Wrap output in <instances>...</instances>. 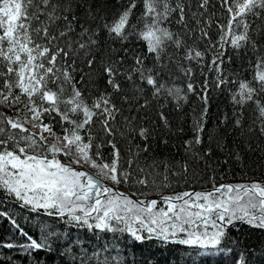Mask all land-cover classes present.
<instances>
[{
  "label": "snow or ice",
  "instance_id": "6c2138e0",
  "mask_svg": "<svg viewBox=\"0 0 264 264\" xmlns=\"http://www.w3.org/2000/svg\"><path fill=\"white\" fill-rule=\"evenodd\" d=\"M211 91L229 110L209 128ZM189 94L177 145L165 108ZM245 155L264 166V0H0V264H129L145 241L184 246L185 264H264V178L216 180ZM201 163L210 189L164 194L173 177L194 189Z\"/></svg>",
  "mask_w": 264,
  "mask_h": 264
},
{
  "label": "trees",
  "instance_id": "16d2710c",
  "mask_svg": "<svg viewBox=\"0 0 264 264\" xmlns=\"http://www.w3.org/2000/svg\"><path fill=\"white\" fill-rule=\"evenodd\" d=\"M173 28L175 29V25H173ZM212 35L215 37L216 33L213 31ZM200 47L203 49V45H200ZM169 51H172L170 48ZM229 53L231 54V49H229ZM210 59V58H209ZM234 64L231 66L233 68H238L240 61L233 56ZM228 67V65H226ZM176 77H180L175 79V84L177 86H180L182 88L186 89V83L184 78L181 76L179 72H177ZM203 78L199 74V69H197V91H199V82ZM210 99H211V114H212V121L209 123L208 127L212 128L215 123V117L217 115H222L224 111L229 110L226 108L227 105V94L226 93H219L217 91H211L210 92ZM164 101H161L163 103ZM183 104V102H181ZM153 106H155V102H153ZM199 109L200 108V102L197 100L195 95L189 94L188 103L183 104V110L181 112H177L175 110L174 104L171 101V98L168 99V106L165 108V112L169 115V119L172 123L173 129L175 130L177 127L181 126V121H183V127L185 129V135L179 136V137H170V140H172L174 143L179 145L180 140L188 138L191 136V124H192V113L193 109ZM38 131V130H37ZM205 141L207 143V137H205ZM215 147V145H213ZM175 154L176 149L168 148V149H161V155L166 154ZM217 156H220L221 154L217 151ZM181 156H183V150H180L179 155L177 158L179 159ZM191 164V160L189 161ZM244 164L246 167L241 168L239 163L236 161H230L229 165L223 166L219 171L223 173H227L223 180H221L220 175L217 174L216 180L217 183H247L250 182L253 178H264V166H259L257 157L255 155L248 156L245 155ZM194 168L197 176L194 177L191 174H189V180L191 184L195 185L194 189L192 187H187L184 185L183 180H179L177 182V178L173 177V183L171 185L170 189H165L164 194H174L175 192L184 191V190H196V189H208L211 188V182L207 180V176L211 174V169H206L204 164L201 163L198 167L195 165H192ZM229 168H231V171L229 172ZM255 169V170H254ZM92 170V169H91ZM94 173L95 171L92 170ZM247 172L248 176L247 178H242L243 173ZM121 191H126L127 189L121 186ZM143 198V197H141ZM154 198V197H152ZM60 230H66L70 231L72 234V238L76 239L77 236L81 240H85V237L95 239V237L92 236V233L88 232L86 229H80L77 230L75 228H65L64 225H59ZM30 230V229H29ZM11 229L9 224L6 220L0 219V238L6 237L10 233ZM235 233V230H233ZM110 238V234H109ZM244 238V237H242ZM124 237H121V240H123ZM260 239L259 234H253L251 236V242L257 243ZM128 244L131 245V241H128ZM7 250H0V260H3L4 253ZM125 249L121 247V252L123 253ZM127 259L129 261V264H131L132 260L135 259L137 261V264H140V261L143 259V257L148 256L150 253L153 254V264H156V262H159V264H185V259L190 255V253L184 249V246H178V245H162L160 242H153V241H145L144 244H137L135 248L133 249L131 246L127 248ZM11 254V253H9ZM42 256L44 254H41ZM18 260L21 261L22 264V258L18 257ZM50 264H59L58 258L53 255L50 258ZM199 264V260L197 262Z\"/></svg>",
  "mask_w": 264,
  "mask_h": 264
},
{
  "label": "rangeland",
  "instance_id": "374dc122",
  "mask_svg": "<svg viewBox=\"0 0 264 264\" xmlns=\"http://www.w3.org/2000/svg\"><path fill=\"white\" fill-rule=\"evenodd\" d=\"M87 171L93 173L95 175V173L91 170V169H86ZM202 190V189H201ZM200 189L198 191H201ZM189 256V255H188Z\"/></svg>",
  "mask_w": 264,
  "mask_h": 264
}]
</instances>
